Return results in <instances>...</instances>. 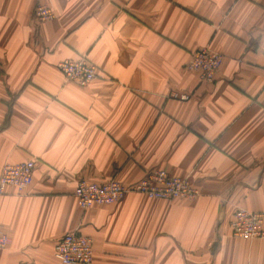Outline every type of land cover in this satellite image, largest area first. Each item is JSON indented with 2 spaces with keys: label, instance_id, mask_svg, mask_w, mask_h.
I'll use <instances>...</instances> for the list:
<instances>
[{
  "label": "crops",
  "instance_id": "crops-1",
  "mask_svg": "<svg viewBox=\"0 0 264 264\" xmlns=\"http://www.w3.org/2000/svg\"><path fill=\"white\" fill-rule=\"evenodd\" d=\"M205 47L222 55L211 84L185 68ZM82 57L86 86L57 68ZM26 161L29 187L0 195V264H59L74 231L91 264H264V238L228 227L237 208L264 214V0H0V171ZM157 169L200 196L86 211L73 197L82 179L131 186Z\"/></svg>",
  "mask_w": 264,
  "mask_h": 264
},
{
  "label": "built area",
  "instance_id": "built-area-1",
  "mask_svg": "<svg viewBox=\"0 0 264 264\" xmlns=\"http://www.w3.org/2000/svg\"><path fill=\"white\" fill-rule=\"evenodd\" d=\"M33 17L38 23H45L52 18L50 8L46 4H36ZM222 63V55L209 47L195 52L185 68L198 73L201 83L211 84ZM58 70L69 82L80 86L90 84L96 77V68L86 58L75 61L63 60L57 64ZM178 98L177 95H173ZM186 100L187 96H180ZM34 162L26 161L18 164H6L0 171V195L8 187L23 193L32 182ZM140 194L151 200L192 201L200 196L186 177L171 175L168 171L157 169L143 177L131 186H123L112 179L100 184L82 179L74 189L73 197L77 206L86 211L96 206H113L120 202L127 194ZM264 214L251 212L243 208L235 209L228 225L234 239L255 241L264 238ZM9 245L8 236L0 231V249ZM54 257L59 264H91L93 261V247L90 238L78 232H69L62 236L54 249Z\"/></svg>",
  "mask_w": 264,
  "mask_h": 264
}]
</instances>
